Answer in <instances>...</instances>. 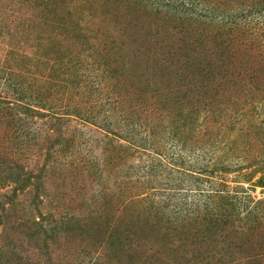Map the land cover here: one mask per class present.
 <instances>
[{
  "label": "rangeland",
  "instance_id": "1",
  "mask_svg": "<svg viewBox=\"0 0 264 264\" xmlns=\"http://www.w3.org/2000/svg\"><path fill=\"white\" fill-rule=\"evenodd\" d=\"M0 264H264V0H0Z\"/></svg>",
  "mask_w": 264,
  "mask_h": 264
}]
</instances>
